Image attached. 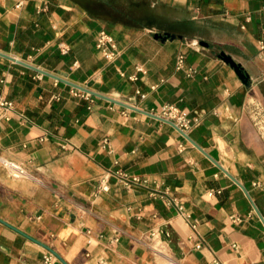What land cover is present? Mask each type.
<instances>
[{
  "label": "crops",
  "instance_id": "0c3cea01",
  "mask_svg": "<svg viewBox=\"0 0 264 264\" xmlns=\"http://www.w3.org/2000/svg\"><path fill=\"white\" fill-rule=\"evenodd\" d=\"M263 34L264 0H0V218L26 233L0 222V264H42V243L68 264H264ZM166 102L198 117L186 135L147 113ZM113 168L149 183L98 190Z\"/></svg>",
  "mask_w": 264,
  "mask_h": 264
},
{
  "label": "built area",
  "instance_id": "2783aa9c",
  "mask_svg": "<svg viewBox=\"0 0 264 264\" xmlns=\"http://www.w3.org/2000/svg\"><path fill=\"white\" fill-rule=\"evenodd\" d=\"M23 0H18V4H21ZM95 46L100 51L101 55L107 60L112 61L118 55V48L113 36L101 28L97 31L95 37ZM59 49L61 52L65 53L68 50V45L64 42H59ZM257 51L260 55L264 56V34L257 40ZM184 64V54L179 52L176 55L175 59V67L178 69L183 68ZM139 71H144V69L140 66L136 67ZM193 67H186L185 72L187 75H191L194 72ZM120 75H125L124 71L119 70ZM42 73L38 72L36 76H40ZM129 79L134 80L137 78L135 73H131L126 75ZM70 91L74 95H78L84 97L86 99H90V91L72 85ZM139 92V90H137ZM142 95V94H141ZM12 107V102L3 96L0 95V108L3 110L9 109ZM147 113L155 116L159 119H164L173 123V125L180 131L182 135L186 134V131L195 123L198 122V117H190L187 113L175 105L174 103L166 102L163 103L158 109H149ZM106 139H104L105 141ZM184 146L180 143L179 149L181 150ZM2 163L9 170V172L13 176H21L26 174L25 169L15 162H12L7 159H2ZM110 177H114L117 182L121 183L125 187H133L137 185L146 186L149 183V179L146 176L139 175L137 173L129 172L122 168H113L104 170L98 179V190H108L109 189V179ZM212 190L208 191L209 194H212ZM154 193L160 195L167 203L172 202L171 197H167V191H159L155 189ZM177 208L179 211L182 210V205L177 203ZM236 218V217H235ZM196 223H191V227L195 229ZM202 243L197 240L195 242L196 247H200ZM232 246H236L235 243ZM56 259V256L48 249H45L42 254V264H53Z\"/></svg>",
  "mask_w": 264,
  "mask_h": 264
},
{
  "label": "water",
  "instance_id": "95a60500",
  "mask_svg": "<svg viewBox=\"0 0 264 264\" xmlns=\"http://www.w3.org/2000/svg\"><path fill=\"white\" fill-rule=\"evenodd\" d=\"M156 36H161L160 34H156ZM175 34L174 33H164V37L163 38H166V37H174ZM200 43L202 44H205V45H208L207 42L205 41H199ZM0 54L2 55H5V56H8L7 54L5 53H2L0 52ZM219 56L226 62H228L234 69V71L237 73V75L240 77V79L245 83V84H249V74L247 73V71L245 69H243V67L241 66V64L237 61H235L231 55L225 53L224 51H220L219 52ZM76 86V85H75ZM77 87H80V86H77ZM80 88H83V87H80ZM83 89H86V88H83ZM87 90V89H86ZM186 135V134H185ZM242 186V185H241ZM243 187V186H242ZM244 189V188H243ZM0 222H2L3 224L7 225L8 227L26 235V233L22 230H20L19 228H17L16 226L12 225L11 223L7 222L6 220L0 218ZM29 236V235H27ZM30 237V236H29ZM32 238V237H30ZM36 240V239H35ZM38 241V240H37ZM40 242V241H38ZM44 245V247L48 250H50L58 259H60V261H62L64 264H68L60 255L59 253H57L54 249H52L50 246H48L47 244L45 243H42Z\"/></svg>",
  "mask_w": 264,
  "mask_h": 264
}]
</instances>
